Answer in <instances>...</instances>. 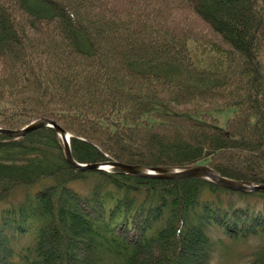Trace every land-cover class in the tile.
Masks as SVG:
<instances>
[{"label":"trees","instance_id":"obj_1","mask_svg":"<svg viewBox=\"0 0 264 264\" xmlns=\"http://www.w3.org/2000/svg\"><path fill=\"white\" fill-rule=\"evenodd\" d=\"M183 103L203 118L165 111ZM39 118L81 164L264 184V0H0V128ZM224 238L256 239L247 264H264V193L78 170L50 127L0 134V264H209Z\"/></svg>","mask_w":264,"mask_h":264},{"label":"water","instance_id":"obj_2","mask_svg":"<svg viewBox=\"0 0 264 264\" xmlns=\"http://www.w3.org/2000/svg\"><path fill=\"white\" fill-rule=\"evenodd\" d=\"M42 127L52 128L57 135L60 137L63 153L65 160L74 168L78 170H100L107 171V168L111 167L117 169L125 174L141 177V178H150V179H165V180H176L184 178H204L209 180L216 185L229 189L231 191H238L242 193H252L259 192L264 193V184L259 185H250L239 182H234L222 178L221 176L216 175L205 166L193 165L188 166L182 169H172V168H148L141 165H128L122 164L114 161H107L104 163H93V164H81L76 162L71 155L69 147V137L70 135L58 126L54 121L39 118L34 120L20 129H2L0 128V134L11 137V138H20L23 137L26 133L36 130Z\"/></svg>","mask_w":264,"mask_h":264},{"label":"rangeland","instance_id":"obj_3","mask_svg":"<svg viewBox=\"0 0 264 264\" xmlns=\"http://www.w3.org/2000/svg\"><path fill=\"white\" fill-rule=\"evenodd\" d=\"M187 12V11H186ZM189 13V12H188ZM199 26V25H198ZM200 28V26H199ZM205 32L207 37L213 36L209 30H205L202 31ZM213 106H210L212 108H210L211 110L209 112H207L208 116H210V118L207 120L208 122H210L211 125H213L214 127H216L219 130L222 131H226V121L227 119H229L232 115H233V109L232 108H226L224 106H221V104L219 102H215L214 100L212 101ZM200 106H205V104L202 103V105ZM158 108L154 107L152 108L151 111H154ZM192 109V104L191 103H183V105L178 106L175 104H172V107L166 108L165 111L166 112H170V111H176V112H180V113H184L185 115H190V117H192L193 119L196 120H200L203 117H201V115L199 113H188V111H191ZM205 109V108H204ZM187 112V114H186ZM144 120H146L149 123H153L157 121V118L150 115V114H146L143 117ZM24 127V126H23ZM22 128V127H21ZM20 129V128H19ZM109 161H113V160H109ZM199 166H205L208 167L206 165H199ZM113 168L109 167L107 168V171L111 170ZM208 169L210 171H212L213 173H215L210 167H208ZM216 175H218L217 173H215ZM220 176V175H218ZM222 177V176H221ZM225 178V177H222ZM227 180L230 181H234V182H239V183H244V184H250L251 183H247V182H242V181H236V180H232V179H228L225 178ZM89 184V182H88ZM70 187L76 191H84L86 188L87 183L81 184L79 181H75L69 184ZM25 190L22 188L18 191H16L13 196L11 198L8 199V201L10 203L15 202L19 199H21V197L24 195ZM63 203L68 202L66 205L71 204V201L68 199H66V197L62 198ZM257 244V240L254 238H249L246 240H237V241H232L230 239H222V245H220L217 250L218 252L214 255V257L212 258V260L210 261L209 264H247L248 260H249V254L251 252L252 249H254L255 245ZM100 251H98L96 248L94 250V252H90V259L93 262H98V263H102L103 262V256L102 254H100Z\"/></svg>","mask_w":264,"mask_h":264}]
</instances>
